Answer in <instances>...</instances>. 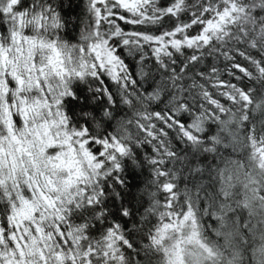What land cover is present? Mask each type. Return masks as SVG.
Instances as JSON below:
<instances>
[{
  "label": "snow or ice",
  "instance_id": "snow-or-ice-1",
  "mask_svg": "<svg viewBox=\"0 0 264 264\" xmlns=\"http://www.w3.org/2000/svg\"><path fill=\"white\" fill-rule=\"evenodd\" d=\"M0 264H264V0H0Z\"/></svg>",
  "mask_w": 264,
  "mask_h": 264
},
{
  "label": "trees",
  "instance_id": "trees-1",
  "mask_svg": "<svg viewBox=\"0 0 264 264\" xmlns=\"http://www.w3.org/2000/svg\"><path fill=\"white\" fill-rule=\"evenodd\" d=\"M77 2H79V0H77ZM80 12V9H75V13L74 14H78ZM77 33L75 32V31H72L71 33H70V35L71 36H75Z\"/></svg>",
  "mask_w": 264,
  "mask_h": 264
}]
</instances>
